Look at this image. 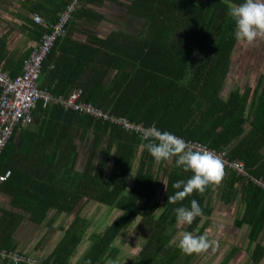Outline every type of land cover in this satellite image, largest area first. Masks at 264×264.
<instances>
[{"label": "trees", "instance_id": "1", "mask_svg": "<svg viewBox=\"0 0 264 264\" xmlns=\"http://www.w3.org/2000/svg\"><path fill=\"white\" fill-rule=\"evenodd\" d=\"M69 1L45 0L41 8L46 2L52 3L50 12L34 14L47 24L33 21L32 14L29 36L39 40ZM105 2L123 9L120 15H130L129 29L123 27L124 19L105 32L96 30L104 15L94 11L92 5L102 6ZM241 3L243 0H81L66 23V33L43 60L39 78L42 75L46 83L39 86L52 95H67L80 88L82 100L114 118L124 117L144 129L154 124L161 131L204 143L224 152L228 160H241L252 177L264 178V74L253 87L235 85L226 96L221 94L236 44L235 22L229 11ZM76 31L82 33L84 41L72 40ZM1 44L5 42L0 40ZM23 58L14 62L20 68L17 73ZM37 107L49 117H66V112H71L69 118L78 116L80 125L92 135L90 150L79 171L73 169L75 153L71 158H56L51 167L53 159H49L40 169L42 174L12 169L19 173L13 178L10 170L9 176L0 181V190L11 195V204L27 214L31 224L43 222L50 209L70 215L82 198L119 211L101 231L91 233L89 246L74 264H107L109 260L120 264L116 260L119 249L113 242L136 216L139 219L133 231L143 241L124 264H194L197 254L187 255L172 242L178 230L174 209L190 207L193 199L198 201L206 220L200 223L198 216L183 230L204 235L214 194L222 203L230 204L235 198L241 202L243 209L233 224L249 225L247 249L254 243L250 264L263 258L264 246L255 240L264 229V191L250 178L224 166L225 175L219 185L210 184L203 193L194 191L183 201L171 204L167 198L177 191L172 185L178 180L186 181L192 173L177 167L176 158L157 163L142 149L146 143L143 132L65 109L59 103L38 102ZM72 146L76 152V144ZM4 152L5 147L0 158ZM136 156L138 162L127 187ZM108 161L110 166L105 171ZM2 170L0 165V173ZM20 219V213L2 208L0 252L5 250L6 256L1 258L0 254V264H13L7 254L23 251L16 248L17 242L11 237ZM86 222L76 213L46 258L23 252L39 264H71L85 236ZM235 251L230 250L221 264Z\"/></svg>", "mask_w": 264, "mask_h": 264}, {"label": "crops", "instance_id": "2", "mask_svg": "<svg viewBox=\"0 0 264 264\" xmlns=\"http://www.w3.org/2000/svg\"><path fill=\"white\" fill-rule=\"evenodd\" d=\"M43 2H45V0H0V40L5 42L4 46L2 44L0 45V68L5 70L10 75L12 73H17L20 70V68L15 66L14 62H20L24 55H27L33 45L37 42L36 38L29 36L32 29V25L30 24L32 21L31 15L34 13L41 14L42 12H50L49 8L52 3L46 2L42 6L43 8H41V4ZM92 8L97 13L103 14L104 19L106 17L104 13L111 12L108 11L107 8H104L103 5H92ZM109 9L113 10L112 12L119 13L117 16V22L111 21L110 18L106 17L107 20H101L96 27L94 25L98 32H105L112 28L111 25H105L103 21L108 22L109 24H119L125 19V22L122 24L126 27L127 24L131 22L129 21L126 23V16L120 15L122 13L120 7L113 6ZM72 40L84 41L85 39L83 38L81 32L78 33V31H76L72 35ZM60 52L61 50L59 49L57 51V55ZM6 61L13 62V64L10 65ZM40 83H46L44 77L42 78V75L40 78L38 77V85ZM226 83L227 81L225 80V84ZM227 88L228 86L226 88H222L221 94L224 96H226L229 91ZM70 113L66 112V117H58L55 115L49 117L40 111L36 105L32 111L31 121L26 125H17L14 128L8 143L5 145V152L0 158V165L4 168V171L7 169L11 171L12 169H22L24 173L31 172V175L40 174V172L42 174L43 170L40 169L43 167L45 168L49 159H53L48 166L51 167V164L55 162L56 158L62 156H64L65 159L67 157L71 158L74 153L75 157L73 161V169L77 171L81 170L86 160L87 153L90 150L92 135L85 127L80 125V118L78 116L69 118ZM61 129L64 134L60 131ZM106 140L107 138L105 137L102 145L105 144ZM65 143L67 144L64 147ZM73 143L76 144V152H73L72 150ZM262 150L264 152V147ZM134 159L136 160L137 165L138 157L136 156ZM109 166L110 162L108 161L105 171H107ZM131 171H133V169H131ZM134 172L135 168L133 174ZM18 175L19 173L12 171L13 178L18 177ZM127 187H130L128 186V183ZM11 198L12 197L9 193L0 190V215L2 214V208L21 214L20 222L19 224H16L11 234V237L17 242L16 248L31 253L38 258H46L61 237L67 224L73 218L72 215H68L63 212L54 213V211L50 209L43 222L39 224H31L26 217L27 214L11 204ZM236 200L237 198L234 199V201ZM83 202H85V200L82 198L76 205H82ZM233 202L230 204H233ZM238 202L241 205V210L232 218L233 222L240 216L243 209L241 202L239 200ZM210 216L211 214L208 218H210ZM204 220H206V216L202 215L200 223ZM208 221L211 223V227H215L218 224L217 218L214 217H212L211 220L208 219ZM55 226H57V228H54ZM237 229L238 230L236 231L233 230L230 232L232 234L230 235L232 241L227 246L229 251L226 255L230 252V250L236 249L235 253L231 258H229V260L232 259L233 262L237 259V263L242 262L241 264H250L249 255L254 243H252L250 248L247 249L249 225L244 223L241 226H238ZM57 230L61 233L59 237L56 236ZM203 233L206 235V229ZM212 235H208L209 239H216V236ZM238 235L246 236L247 240L245 241V245L243 244L244 241H238V238L236 239V236ZM255 241L260 242L261 245L264 246V229L260 232ZM26 247H28L30 251L26 250ZM242 253L247 255L245 259L241 258L243 256ZM237 255L238 257H236ZM222 261L219 264H221ZM262 261L264 264V256L256 264H261ZM227 262L225 264H227Z\"/></svg>", "mask_w": 264, "mask_h": 264}, {"label": "built area", "instance_id": "3", "mask_svg": "<svg viewBox=\"0 0 264 264\" xmlns=\"http://www.w3.org/2000/svg\"><path fill=\"white\" fill-rule=\"evenodd\" d=\"M81 0H70L58 13L55 21L51 22L46 32L33 45L28 56L23 58L21 71L15 75H10L0 68V152L8 143L14 128L17 125H26L32 119V111L38 102L42 105L48 103H60L66 109H72L79 113H86L102 120H110L121 124L126 130L143 132L141 124L132 123L124 117L114 118L106 111L99 109L81 99V89L75 88L67 95H52L48 90L38 85V77L41 73L43 60L51 51L56 40L66 33V23L71 18L72 13L79 7ZM33 21L46 25L47 23L39 15H32ZM176 135V134H175ZM184 139L183 137L177 135ZM195 148H206L213 151L223 161L224 166L234 170L237 174L251 179V181L264 191V178L252 177L245 169L244 163L239 159L228 160L224 152H218L206 144L186 140ZM10 174L7 169L0 173V181H4ZM1 258H5V250L0 252ZM13 264L25 262L27 264H39L37 260L25 254L23 251L10 252L7 254ZM7 257V258H8Z\"/></svg>", "mask_w": 264, "mask_h": 264}, {"label": "clouds", "instance_id": "4", "mask_svg": "<svg viewBox=\"0 0 264 264\" xmlns=\"http://www.w3.org/2000/svg\"><path fill=\"white\" fill-rule=\"evenodd\" d=\"M235 22V39L252 45L264 41V0H243L239 5H233L229 11ZM146 141L142 149L155 159L157 163L175 159L177 167L185 172H191L189 179L178 180L172 187L177 189L167 198L171 204H176L190 196L194 191L203 193L208 185H219L225 175L224 161L213 151L206 148H195L184 139L169 131H161L154 124L143 130ZM177 221L181 224H192L194 219L203 215L198 201L193 199L190 207L174 209ZM218 247V241L210 240L207 235H194L184 232L179 239V248L187 255L200 254ZM107 264H114L109 260Z\"/></svg>", "mask_w": 264, "mask_h": 264}, {"label": "rangeland", "instance_id": "5", "mask_svg": "<svg viewBox=\"0 0 264 264\" xmlns=\"http://www.w3.org/2000/svg\"><path fill=\"white\" fill-rule=\"evenodd\" d=\"M104 8H107L108 11L104 13L107 18H110L111 21L117 22L118 14L117 12H112L109 8L112 7L108 2H105L103 5ZM122 12L124 11L121 9ZM131 21L130 15L126 16V23ZM105 25H111L108 22L103 21ZM137 23V22H136ZM135 23V24H136ZM125 25H123L124 27ZM108 27V26H107ZM129 29V27L127 26ZM264 74V41H257L252 45H247L244 41H237L232 52V64L226 78L227 83L224 85L227 89L233 88L235 85L243 86L245 84L249 85L250 87L255 86L256 82L260 78V75ZM132 169L136 168V160L134 159L131 163ZM131 171L128 186L131 183V177L133 174ZM163 185L161 184L156 192V200H160V195L162 193ZM141 200L137 203L139 206ZM212 213L210 216V220L212 217L217 218L218 224L215 227H211V223L208 224L206 228V235L211 236L212 234L216 236L215 241H218V247L214 249H209L207 252L197 254L195 256L194 264L195 263H203V264H219L226 253L229 251L227 247L229 243L232 241L230 235H232L231 231L238 230L237 227L234 226L232 218L238 214L241 210V205L238 202V199L233 202V204H224L221 201L216 200V195H213L212 200ZM77 209V211H76ZM119 211L107 207L104 204L95 202L93 200H87L83 202L82 205H76V208L71 213L72 217L77 213L87 219L86 222V230L85 236L78 246L77 253L71 258V264H74L78 259V255L83 253L89 246L90 240L89 236L91 233L99 232L103 229L105 225H107L110 220L118 213ZM139 217L136 216L133 222L127 225L123 231L116 237L113 242V245L117 246L119 252L116 256V260L120 264H124L127 260L131 258L140 248L141 243L143 241L142 237L136 234L133 229L138 221ZM178 230L176 231L175 235L173 236L172 242H176L179 245V239L181 238L182 234L185 232L183 227L185 224L177 223ZM54 228H57L55 226ZM212 232V234H211ZM240 233V232H237ZM61 233L56 231V236H60ZM212 235V236H213ZM209 238V237H208ZM238 241H245L247 240L246 236L238 235L236 239ZM25 248V247H24ZM26 250L30 249L26 247ZM241 258H246V254L242 253ZM238 257V255L236 256ZM235 261L232 262V259L227 262V264H241ZM263 264V261L261 262Z\"/></svg>", "mask_w": 264, "mask_h": 264}]
</instances>
